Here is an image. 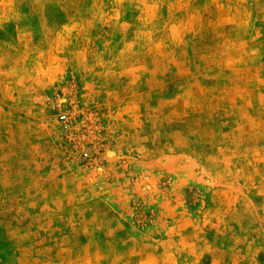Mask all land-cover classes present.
<instances>
[{"label": "rangeland", "instance_id": "obj_1", "mask_svg": "<svg viewBox=\"0 0 264 264\" xmlns=\"http://www.w3.org/2000/svg\"><path fill=\"white\" fill-rule=\"evenodd\" d=\"M0 264H264V0H0Z\"/></svg>", "mask_w": 264, "mask_h": 264}, {"label": "built area", "instance_id": "obj_2", "mask_svg": "<svg viewBox=\"0 0 264 264\" xmlns=\"http://www.w3.org/2000/svg\"><path fill=\"white\" fill-rule=\"evenodd\" d=\"M63 118H64V117H63ZM63 118H62V119H63Z\"/></svg>", "mask_w": 264, "mask_h": 264}]
</instances>
